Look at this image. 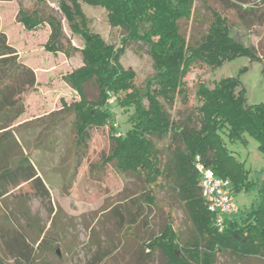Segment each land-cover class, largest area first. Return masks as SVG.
<instances>
[{
	"label": "trees",
	"instance_id": "obj_1",
	"mask_svg": "<svg viewBox=\"0 0 264 264\" xmlns=\"http://www.w3.org/2000/svg\"><path fill=\"white\" fill-rule=\"evenodd\" d=\"M82 2L107 10L109 22L123 31L120 47L89 29ZM58 3L70 27L85 40L80 50L83 65L64 77L80 97L67 108L75 113V170L71 178L77 176L84 163L92 174L111 164L123 174L138 177L142 183L138 197L114 209L123 220L120 208L124 207L130 226L145 215L147 208L157 204L159 191L161 196L172 195L185 206L190 226L183 237L176 216L178 203L166 202L169 211L160 233L141 243L142 252L148 251L147 264H152L149 259L157 251L166 259L165 264H217L225 254L239 259L264 258V168L252 172L228 147V142L247 144L251 137L264 156V102L248 103L239 76H224L209 84L199 73L192 83L188 81L195 70H215L239 56L261 62L264 74V56L257 46L245 44L231 34L234 15L246 29L264 26V0ZM37 4L32 11L21 7L17 20L28 29L47 24L48 51L67 55L77 52L65 35L57 11L47 6L46 0H37ZM189 25L202 28L188 31ZM132 42L152 60L153 74L140 85L135 70L121 63ZM89 85L96 88L95 99L86 93ZM36 86L34 69L20 59L0 18V129L5 130L0 134V198L24 188L28 191L24 196L50 198L30 156L21 149L13 129H9L26 112V97ZM110 96L128 113L129 128L125 133L113 121L114 110L107 102ZM106 125L110 127L111 145L101 155L102 164H98L91 160L92 135L94 129ZM198 162L229 179L235 197L240 192L255 193L248 208L239 207L238 213L225 220L222 232L203 197ZM28 230L23 223L0 227V264L33 263L35 246H40L46 235L42 228L34 240L26 234Z\"/></svg>",
	"mask_w": 264,
	"mask_h": 264
},
{
	"label": "rangeland",
	"instance_id": "obj_2",
	"mask_svg": "<svg viewBox=\"0 0 264 264\" xmlns=\"http://www.w3.org/2000/svg\"><path fill=\"white\" fill-rule=\"evenodd\" d=\"M257 1L249 0L250 3ZM46 4L62 18L65 35L77 52L67 55L61 51H48L49 26L43 24L28 29L17 20L20 8L32 11L38 7L37 0H0L2 29L18 50L20 59L34 69L37 78L36 88L26 97V112L9 129H13V136L24 153L30 156L50 192L48 200L33 194L24 196L23 193L28 194L27 188L14 190L0 198V227L23 223L29 228L26 234L34 240L39 238L40 229H45V240L40 246H35L32 264H147L145 254L148 251L142 252L141 243L160 233L169 211L166 202L175 200L178 203L176 216L184 232L183 237L190 226L187 210L176 197L165 194L166 201L159 191L157 204L147 208L145 215L130 226L124 207L120 208L124 213L123 220L114 209L138 197L142 186L138 177L123 174L111 164L98 174H92L84 163L77 176L71 178L75 170V113L67 108L78 102L80 97L64 77L83 65L80 50L85 46V40L70 27L59 10L58 0H46ZM81 5L89 21V29L108 43L120 47L123 31L109 22L107 10L85 2ZM232 23L231 34L245 44L257 46L259 54L264 56V26L246 29L237 21L236 15L232 17ZM199 28L202 26L189 25L188 31ZM121 63L125 68L135 70L137 85L153 74L152 60L134 42L127 46ZM199 73L209 84L224 76H239L246 88L248 103L264 102L261 62L239 56L225 61L215 70H195L188 76V81L192 83ZM86 93L89 98H96L94 86H87ZM64 104L66 108H63ZM111 109L114 110L113 121L118 122L119 131L125 133L129 128L128 113L116 103L111 105ZM172 113L178 117L174 111ZM109 129L106 125L93 131L91 160L98 164H102L101 155L111 145ZM4 131L0 129V134ZM228 147L252 172L264 168V156L253 138L249 137L247 144L228 142ZM254 198L255 193L240 192L236 201L244 209ZM136 201L139 203L138 199ZM149 261L152 264L166 263L159 251ZM217 264H264V258L239 259L225 254Z\"/></svg>",
	"mask_w": 264,
	"mask_h": 264
},
{
	"label": "built area",
	"instance_id": "obj_3",
	"mask_svg": "<svg viewBox=\"0 0 264 264\" xmlns=\"http://www.w3.org/2000/svg\"><path fill=\"white\" fill-rule=\"evenodd\" d=\"M116 98L110 96L108 104H113ZM118 127V124H114ZM120 134V133H119ZM196 169L200 176L203 197L209 209L215 215V224L220 232L225 228V220L239 212V206L229 179L220 177L213 170L198 162Z\"/></svg>",
	"mask_w": 264,
	"mask_h": 264
},
{
	"label": "crops",
	"instance_id": "obj_4",
	"mask_svg": "<svg viewBox=\"0 0 264 264\" xmlns=\"http://www.w3.org/2000/svg\"><path fill=\"white\" fill-rule=\"evenodd\" d=\"M33 162V161H32ZM34 164V163H33ZM36 168V167H35ZM37 170V169H36ZM38 172V171H37ZM39 176H41L39 173H38ZM42 177V176H41ZM45 182V181H44ZM46 184V183H45ZM47 186V185H46Z\"/></svg>",
	"mask_w": 264,
	"mask_h": 264
}]
</instances>
